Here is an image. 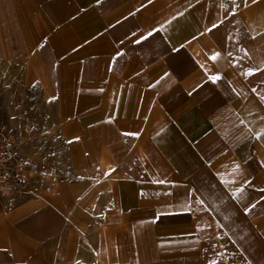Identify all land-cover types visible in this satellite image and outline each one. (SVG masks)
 I'll use <instances>...</instances> for the list:
<instances>
[{"label": "crops", "instance_id": "0c3cea01", "mask_svg": "<svg viewBox=\"0 0 264 264\" xmlns=\"http://www.w3.org/2000/svg\"><path fill=\"white\" fill-rule=\"evenodd\" d=\"M34 64L67 170L0 199V264H264V0H0V101Z\"/></svg>", "mask_w": 264, "mask_h": 264}, {"label": "rangeland", "instance_id": "374dc122", "mask_svg": "<svg viewBox=\"0 0 264 264\" xmlns=\"http://www.w3.org/2000/svg\"><path fill=\"white\" fill-rule=\"evenodd\" d=\"M34 66L6 71L1 82V118L21 143L32 184L67 170L65 146L55 118L54 97H48L41 79L34 77ZM31 151L35 163L27 155ZM34 173V174H33Z\"/></svg>", "mask_w": 264, "mask_h": 264}, {"label": "built area", "instance_id": "2783aa9c", "mask_svg": "<svg viewBox=\"0 0 264 264\" xmlns=\"http://www.w3.org/2000/svg\"><path fill=\"white\" fill-rule=\"evenodd\" d=\"M31 184L30 166L17 135L0 123V199L18 195Z\"/></svg>", "mask_w": 264, "mask_h": 264}, {"label": "bare ground", "instance_id": "6f19581e", "mask_svg": "<svg viewBox=\"0 0 264 264\" xmlns=\"http://www.w3.org/2000/svg\"><path fill=\"white\" fill-rule=\"evenodd\" d=\"M34 77L40 78L42 86L45 90V93L48 97L53 98L55 96L54 88L52 87L49 79L47 78L45 72L43 71L42 67L39 64H34ZM27 155L32 158V163H35L33 159L34 155L31 151H28ZM34 174V173H33ZM83 245L87 250V253L91 257L92 264H103L100 254L97 250H95L87 241L86 238H83Z\"/></svg>", "mask_w": 264, "mask_h": 264}]
</instances>
